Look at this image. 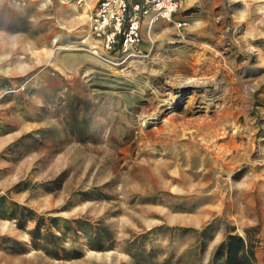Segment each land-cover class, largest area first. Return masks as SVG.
Wrapping results in <instances>:
<instances>
[{"label": "rangeland", "instance_id": "rangeland-1", "mask_svg": "<svg viewBox=\"0 0 264 264\" xmlns=\"http://www.w3.org/2000/svg\"><path fill=\"white\" fill-rule=\"evenodd\" d=\"M96 7L0 0V264H220L247 233L264 264V0H183L129 53Z\"/></svg>", "mask_w": 264, "mask_h": 264}, {"label": "built area", "instance_id": "built-area-1", "mask_svg": "<svg viewBox=\"0 0 264 264\" xmlns=\"http://www.w3.org/2000/svg\"><path fill=\"white\" fill-rule=\"evenodd\" d=\"M85 1L75 0L78 4ZM182 3L183 0H97L91 32L104 50L129 53L141 43L143 18L150 25L160 17L171 19Z\"/></svg>", "mask_w": 264, "mask_h": 264}, {"label": "trees", "instance_id": "trees-1", "mask_svg": "<svg viewBox=\"0 0 264 264\" xmlns=\"http://www.w3.org/2000/svg\"><path fill=\"white\" fill-rule=\"evenodd\" d=\"M257 248L258 241L249 233L229 234L219 245L215 258L220 264H260Z\"/></svg>", "mask_w": 264, "mask_h": 264}, {"label": "bare ground", "instance_id": "bare-ground-1", "mask_svg": "<svg viewBox=\"0 0 264 264\" xmlns=\"http://www.w3.org/2000/svg\"><path fill=\"white\" fill-rule=\"evenodd\" d=\"M180 83V82H179ZM222 115H224L223 113H222ZM217 117V116H216ZM227 119V118H226ZM165 125H166V123H165ZM218 146V145H217ZM221 146H222V144H221ZM225 148V147H224ZM222 149V148H221ZM223 150V149H222ZM226 150V149H225ZM217 151V150H216ZM221 151V150H220ZM222 153V152H221ZM216 154H219V153H216ZM223 155V154H222ZM221 158V157H220ZM223 159V158H222ZM228 164V163H227ZM226 164V165H227ZM220 165V164H219ZM219 169H221V168H219ZM223 186V185H222ZM222 191V190H221Z\"/></svg>", "mask_w": 264, "mask_h": 264}, {"label": "crops", "instance_id": "crops-1", "mask_svg": "<svg viewBox=\"0 0 264 264\" xmlns=\"http://www.w3.org/2000/svg\"><path fill=\"white\" fill-rule=\"evenodd\" d=\"M94 1H96V3H97V0H94Z\"/></svg>", "mask_w": 264, "mask_h": 264}]
</instances>
